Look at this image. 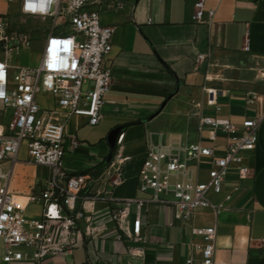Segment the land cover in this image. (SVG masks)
I'll list each match as a JSON object with an SVG mask.
<instances>
[{
  "label": "crops",
  "instance_id": "1",
  "mask_svg": "<svg viewBox=\"0 0 264 264\" xmlns=\"http://www.w3.org/2000/svg\"><path fill=\"white\" fill-rule=\"evenodd\" d=\"M193 3H101L100 22L113 33L105 58L112 84L103 97L99 123L91 127L84 116L64 120V112L56 110L48 124L49 135L61 137L63 176L91 178L81 194L82 217L74 234L78 245L50 257L48 264H184L196 256L190 248L189 225H170L169 204H148L142 214L141 241L129 239L128 230L122 232L112 214L124 211L130 228L136 200L147 198L138 190L137 179L148 146L181 149L199 142L212 146L207 130L199 131L195 118L197 112L216 114L206 106L208 90L216 91L217 115L228 118L238 130L242 131L244 119L258 120L257 143L246 156L252 174L239 179L229 172L222 193H208L213 205L224 208L199 210L191 224L215 226L214 264H264V0H207L206 8L214 15L201 24L192 21ZM17 11L18 0H0V17L11 16L14 23ZM246 40L248 51H244ZM40 101L43 108H54L51 96ZM217 138L216 145L222 146L223 136ZM201 165L200 176L205 178L208 161ZM1 168L5 171L7 165ZM14 168L11 189L14 186L27 218H38L40 204H28L25 196L36 190L48 170L30 164L23 150ZM118 176L122 181L114 185ZM180 179L185 178L171 176L169 181ZM162 197L174 199L171 192ZM0 247L4 264L5 247ZM13 264L33 263L27 258Z\"/></svg>",
  "mask_w": 264,
  "mask_h": 264
},
{
  "label": "built area",
  "instance_id": "2",
  "mask_svg": "<svg viewBox=\"0 0 264 264\" xmlns=\"http://www.w3.org/2000/svg\"><path fill=\"white\" fill-rule=\"evenodd\" d=\"M104 1L18 0L16 16L49 23L33 67L14 69L8 63L7 57L14 50L28 48L33 39L31 31L13 26L11 16L0 17V49L4 53L0 58L1 119L4 120L9 112L4 124H0V244L5 247L4 264L27 258L33 264H48L50 257L68 253L78 245L74 234L78 233L76 223L82 217L81 194L91 178L87 175L63 176L61 164L65 153L61 137H51L47 129L56 110L64 112V120L70 116H84L91 127L99 123L103 97L112 84L105 58L112 49L113 28L100 22L99 10ZM206 1L194 0L192 21L195 24L208 23L214 15V10L206 8ZM29 4L33 7L29 8ZM248 50L246 40L244 51ZM198 58L201 60L203 56ZM261 75L264 84V67ZM207 94L206 106L214 108L216 114L197 112L195 118L198 130H207L212 146L200 142L181 149L148 146L137 179L138 190L147 198L136 200L130 228L124 211L112 214L118 228L122 232L128 230L129 239L141 241L142 214L148 204H169L172 209L170 225H189L193 238L190 248L196 256L188 257L184 264L197 261L214 264L215 226H195L191 222L199 210L224 208L213 205L208 193L221 194L229 172H234L239 179L252 174L246 156L254 152L257 143L258 120L246 118L241 123L242 131L238 130L228 118L217 115L216 91L208 90ZM42 96L53 98V109L41 106ZM218 134L224 138L222 146L216 145ZM72 146L75 147L76 142ZM22 150L30 164L48 170V176L36 190L25 196L28 204H40L38 218H27L11 189L14 167ZM204 160L209 165L206 177L201 178ZM4 165H7L5 171L1 168ZM171 176L185 179L172 183ZM121 181L118 176L113 184ZM165 192H171L174 199H164ZM53 210L55 215H52Z\"/></svg>",
  "mask_w": 264,
  "mask_h": 264
},
{
  "label": "rangeland",
  "instance_id": "3",
  "mask_svg": "<svg viewBox=\"0 0 264 264\" xmlns=\"http://www.w3.org/2000/svg\"><path fill=\"white\" fill-rule=\"evenodd\" d=\"M48 22H43L40 20L33 19H25L16 16L13 26H20L23 30L31 31V38L33 39V43L28 47H21L19 50H14L10 56L7 57L8 63L15 69L21 67H33L36 65L38 61L39 54L41 52V40L44 37V30L48 26ZM3 50L0 49V57H3ZM9 116V112L5 114L4 120H6ZM4 120L1 119L0 116V124H4ZM1 129V126H0ZM18 179V178H17ZM15 179V180H17ZM21 182L25 183V178H19ZM14 186L12 187V189ZM1 250V247H0ZM1 254V252H0Z\"/></svg>",
  "mask_w": 264,
  "mask_h": 264
},
{
  "label": "snow or ice",
  "instance_id": "4",
  "mask_svg": "<svg viewBox=\"0 0 264 264\" xmlns=\"http://www.w3.org/2000/svg\"><path fill=\"white\" fill-rule=\"evenodd\" d=\"M28 7L32 8L33 6L31 4H29ZM52 215H55V210H53Z\"/></svg>",
  "mask_w": 264,
  "mask_h": 264
},
{
  "label": "bare ground",
  "instance_id": "5",
  "mask_svg": "<svg viewBox=\"0 0 264 264\" xmlns=\"http://www.w3.org/2000/svg\"><path fill=\"white\" fill-rule=\"evenodd\" d=\"M0 131H1V129H0ZM24 209V208H23Z\"/></svg>",
  "mask_w": 264,
  "mask_h": 264
}]
</instances>
